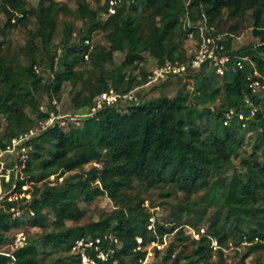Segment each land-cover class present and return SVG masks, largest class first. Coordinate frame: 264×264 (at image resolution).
<instances>
[{
  "label": "trees",
  "instance_id": "16d2710c",
  "mask_svg": "<svg viewBox=\"0 0 264 264\" xmlns=\"http://www.w3.org/2000/svg\"><path fill=\"white\" fill-rule=\"evenodd\" d=\"M125 1L126 4L117 8L114 14H108L106 0H101L95 7L86 0H76V19L80 22L78 39L72 41V23L63 20L59 41L63 55H59L53 39L58 15L70 11L65 4L37 0L35 6L26 9L25 0H0L2 36L18 24L25 26L29 15L36 23V27L27 32L23 61L16 55L0 53V120L4 131L3 134L0 131V149L25 131L23 122L29 117L26 110L35 98L32 89L18 76L20 72L34 83H42L48 102L61 100L65 82L73 89L77 84L86 87V94L74 89L70 101L74 111L71 113L82 112L94 104L98 94L109 88L117 90L120 65L115 64V53H122L120 63L131 71L146 54L156 58L157 66L165 60L186 61L185 12L192 23H199L203 12L212 26L223 11L228 18L248 13L252 33L258 37V42L242 45L231 54H248L264 83V0H189L188 4L187 0ZM95 29L104 33L103 43H93ZM36 38L42 50L48 49L45 61L36 57ZM229 39L226 40L227 49L231 47ZM1 47L0 43V50ZM248 49L250 51L246 53ZM85 53L87 60L83 58ZM43 65L51 74L47 83L39 72ZM172 78L175 77H169ZM145 81L141 74L132 84L138 86ZM129 88L130 85L117 91L127 92L131 90ZM190 94L189 97L184 86L179 87L173 96L159 94L144 98L141 103L123 111L106 107L94 116L82 119L78 125H68L66 130L54 124L39 133L32 141L28 160L21 170L22 178L16 177V188L20 191L22 184L42 181L52 174L62 176V180L53 185L42 183L41 188L35 186L29 193L33 196L30 201L26 197L1 201L0 248L6 244L10 228L18 223L17 217H13L14 211L26 208L34 212L31 222L36 226L52 214L55 230H44L17 248L14 255L18 264H80L76 253L49 259L47 255L65 252L79 237L95 238L104 233H110L120 243L109 264H140L146 251L136 247L155 238L147 230V215L140 206L139 197L141 192L151 188L166 190L165 195L170 189L183 193V200L176 204L177 211L172 213L174 217H178L180 210L193 209L188 196L191 193L197 195L201 190L203 192L197 195L198 207L217 209L209 216L207 235L201 236L191 251L175 254L169 264H216L211 260V252H215L221 263L223 247L228 241L238 245L250 235L251 239L253 236L264 238V215L258 214L264 211V160L258 159V153L264 156V95L257 99L259 111L245 130L239 131L233 123L223 124L219 108L237 106L245 95L250 94L244 71L230 70L223 76L211 72L196 74L192 78ZM220 98V105L215 106ZM36 99L42 101L41 96ZM37 103L33 109L37 120L42 121L48 112L40 111ZM252 130L258 131V142L249 157L242 160L243 170L230 177L222 175V167L230 164L232 156L238 155L236 135L239 132L249 134ZM69 149L73 150L72 154H68ZM92 161H101V168L84 170L83 166ZM14 164L11 156L4 162L6 168ZM68 172L71 174L67 176ZM214 175L216 178L212 179ZM10 176V182L3 183L6 189L11 188L13 172ZM103 194L110 198L122 196L123 200L97 219L78 225L83 216L78 199L90 202ZM204 209L201 210L203 213ZM66 220L75 224L65 225ZM174 229L175 225L157 224L156 233L162 235ZM173 235L177 241L188 238L181 228ZM136 237L141 238L140 243ZM212 237L219 245L215 251L210 247ZM173 243H169L160 264H165L169 258ZM38 246L42 248L41 253ZM244 248L248 254L264 249V242H249ZM6 261L7 257L0 254V264H6Z\"/></svg>",
  "mask_w": 264,
  "mask_h": 264
},
{
  "label": "rangeland",
  "instance_id": "374dc122",
  "mask_svg": "<svg viewBox=\"0 0 264 264\" xmlns=\"http://www.w3.org/2000/svg\"><path fill=\"white\" fill-rule=\"evenodd\" d=\"M37 0H25L26 2V9H28L30 6H35ZM59 2L60 4H65L67 8L70 10L66 13H60L58 16V26L57 30L55 32V36L53 39V43L56 44V51L59 55H63V50L61 49V45L59 44V41L61 39V25L62 21H68L72 23L73 26V35H72V41H76L78 39V28L80 22L76 19V12H75V1L76 0H55ZM91 6L95 7L97 4L101 2V0H86ZM138 9L142 11V7L139 6ZM36 27L35 19L33 16H28L27 21L25 23V26L22 24H18L14 26L13 28L9 29L5 36H2L0 34V43L2 44L0 53H4L5 55H16L21 61L24 60V45L27 40V32L30 29H33ZM214 29L217 33L223 34V37L225 39L230 38V43L232 48L237 49L242 45L248 44L249 42L256 43L258 42V37L254 36L252 33V23L251 19L249 17V14L246 13L244 15H239L233 18H228L226 16V11H223V14L220 16L218 22L213 25ZM96 31L93 33V43H103L104 33L102 31H99L98 29H95ZM36 46H37V52L36 57L40 58L45 61L47 56L49 55L48 49L42 50L39 39L36 38L34 40ZM45 54H42L43 52ZM249 49L246 51V53H249ZM121 58L122 53H115L114 54V61L115 64L120 65V74L117 77V90L122 91L125 88L129 89H135V94L140 98L141 93H143V98L147 99L152 96H156L159 94L167 95V96H173L176 89L179 87L185 88V90L188 92V95L190 97V91L192 90V81L188 78L184 77H175L172 79H166L165 81H162L156 85L152 86H146L140 88V85L135 86V84H132L134 79L138 80L140 78V75L145 76V80L147 79V74L157 66L156 58L145 55V58L143 61L137 63V67L134 70H130L128 66L121 64ZM85 66H88V62H85ZM38 70V69H37ZM36 70V71H37ZM39 72L43 74L44 82L47 83L50 78V70L45 67L44 65L41 66L39 69ZM141 72V74H140ZM20 79L24 81L34 92L35 98L30 102L29 108H27L28 113V119L24 120L23 124L25 127V130H28L30 128H39L41 129V124L43 121H38L36 116V111L33 109L34 105L37 103L38 109L40 105H43V108L45 112H49L50 109H55L52 101H55L52 99L50 102H48L42 83H34L31 78H29L26 75H23L21 72L18 74ZM74 89L79 91L80 93H87L86 87L82 86L81 84H77ZM74 89L71 87V85L68 82H65L64 85L61 88V100L59 102H56V106L58 107V113L59 114H84L87 113L90 109H86L82 112L77 113H71L74 112L71 104V96L74 93ZM41 96L42 101H37V97ZM221 101V98L219 99ZM53 105V108H52ZM70 108V109H69ZM124 108L121 109L123 111ZM40 110V109H39ZM41 111V110H40ZM66 119L68 117H65ZM68 120V119H67ZM1 121V120H0ZM2 125L0 127V131L3 134V121L0 122ZM80 123V122H79ZM68 125H76L69 121H66L65 126H63L64 130L67 129ZM40 132V131H39ZM39 132L35 134H39ZM42 132V131H41ZM258 131L252 130L249 134H244L243 132H239L235 139L239 142L238 147V155L232 156L230 160V164L224 165L222 167L221 174L225 175L226 177H230L234 173H240L244 166H243V159H247L251 152L254 150V146L257 144L258 139ZM36 137V136H35ZM35 137L33 139H35ZM32 139V141H33ZM9 143V142H8ZM7 143V144H8ZM73 150L69 149L68 154H72ZM11 155L4 154L2 156L3 161L9 160V157ZM12 157V156H11ZM258 159L264 160V156L261 155V153H258ZM101 161H92L83 166L84 170H99L101 168ZM71 174V172H68L66 175L68 176ZM62 177V176H61ZM216 178L214 175L212 179ZM48 179H44L42 181H29L27 184V187L25 189V192L28 194L33 190V188L36 186L38 188H41L42 183L48 184ZM98 183V182H96ZM132 191V193H134ZM166 190L159 189V188H151L146 192H141L139 194L141 204L144 213L147 215V230H149L152 234L155 235V238L153 240H150L146 242L145 244L141 245L140 249H143L146 251L144 259L140 262V264H160L163 262V256L166 254V250L169 246V243L174 241L172 245V252L169 255V258L166 259L165 264H169L173 256L177 253L185 254L193 249L195 247L197 241L201 236L207 235L209 222L211 221L209 219V216H212L216 213L217 209L215 207L209 206L206 209L202 207H198V194H201L203 190L199 191V193L196 195V193H191L188 196V201L193 206L190 211L186 210H180L177 212L178 217L173 216V212L177 211L176 204L183 200V193L178 190H167L169 192L168 195H165L164 193ZM164 194V195H163ZM34 197H37L34 196ZM33 198L32 194L27 201H30ZM123 200V197H117V198H110L107 195H98L94 197L90 202L83 201L81 198L78 199V206L79 209L83 212V216L80 218V220L77 222L78 225H81L83 223L89 222L91 220L97 219L100 215L105 214L112 209L116 208L121 204ZM205 210L203 213L201 210ZM14 212H17V214L13 215V217H17L18 223L10 228V230L7 233V240L6 244L4 245V249L6 248V245L13 241V237L17 232H23V234L26 236V244L27 242L31 241L32 239H35L38 234H40L42 231L47 230H55L53 225V215L49 214L47 219L40 225H33L31 222V219L35 216L34 212L31 210H27L26 208H19L16 209ZM259 215H264V211H259ZM75 222L71 220H66L65 225H74ZM157 224L164 225L166 227L175 225L174 231H176L178 228H181L183 230V233L185 235H188V238L177 241L174 240L173 233L168 232L164 233L162 235H159L156 233V226ZM196 224V226L192 225ZM148 226H151L149 229ZM199 233L198 236H196L195 233ZM137 238V237H136ZM247 244L251 241V235L247 236L246 239H244ZM137 241V239H136ZM155 242V244L152 243ZM242 242V241H241ZM241 242L238 243V245H234L231 241H228L226 246L223 247V255H222V262L220 263L218 261V258L215 254V252H211V260L215 262L216 264H241V257L243 258V264H264V249H256L253 252L246 253V249L244 246L246 244L241 245ZM236 246H239V249L236 248ZM137 249V248H136ZM234 250H238L235 252ZM39 253L42 252V248L38 246ZM212 251H215L212 249ZM73 253L71 251V248L67 249L65 252H56L51 255H47V259L49 257H59L63 256L64 254H71Z\"/></svg>",
  "mask_w": 264,
  "mask_h": 264
},
{
  "label": "built area",
  "instance_id": "2783aa9c",
  "mask_svg": "<svg viewBox=\"0 0 264 264\" xmlns=\"http://www.w3.org/2000/svg\"><path fill=\"white\" fill-rule=\"evenodd\" d=\"M108 14H114L117 8L126 4L125 0H106ZM189 3L187 0L186 4ZM199 23H192L189 14L185 12L183 18V25L186 27V42H187V60L186 61H170L165 60L160 66L154 67L148 74L146 81L140 85V88L146 86L156 85L169 77H184L192 81L196 74L213 73L216 76H223L230 70H240L245 73V80L250 90V94L245 95L237 106L219 108L224 125L235 124L239 131L245 130L249 122L253 119L255 114L260 109L258 98L264 95V83L261 80V75L252 64L248 54L236 55L231 54L234 50L232 46L227 49L226 40L223 34L216 32L212 25H209L207 18L203 12L200 15ZM85 43H88L85 40ZM93 44H90V48ZM84 60L88 59V54L83 55ZM37 70V69H36ZM136 89V88H135ZM134 88L127 92H119L113 88H109L94 97V104L89 108L90 110L84 114H59L58 107L55 101H52L55 109H50L47 118L40 125L39 128H30L23 131L17 136L10 139L9 143L4 149H0V203L4 199L18 200L22 197L29 198V194L25 192L27 183L21 185V190L16 188V177L22 178L21 170L28 160V152L32 149V139L37 136V132L57 124L62 127L65 126L66 121L78 125L79 122L91 116H94L98 110L106 107L126 108L131 105L141 103L143 93L140 98L135 94ZM218 99L215 106L220 105ZM222 107V106H221ZM214 107H211L213 109ZM218 108V107H215ZM41 111H45L43 105L39 106ZM65 117H68L67 119ZM4 154L11 155L15 164L13 167L6 168L2 156ZM13 172L14 180L11 188L6 189L3 183L10 182L11 173ZM48 184L53 185L56 181H61V176L55 174L50 175ZM17 214V212H14ZM13 213V215H15ZM150 229L151 226H148ZM196 236L199 233H195ZM137 242H141V238L137 237ZM252 243L264 242V238L253 236ZM153 244L155 242L152 241ZM244 240L241 245L246 244ZM26 244V236L23 232H17L13 237V241L6 245V248H0V254L7 257L6 264H18L14 255V251ZM120 243L116 237L110 233H104L102 236L95 238L79 237L75 239L71 246V251L79 255L80 264H109L114 260L115 253L118 250ZM210 247L213 250L219 248L216 238H210ZM137 249L141 248L139 244ZM239 249V246H236Z\"/></svg>",
  "mask_w": 264,
  "mask_h": 264
}]
</instances>
